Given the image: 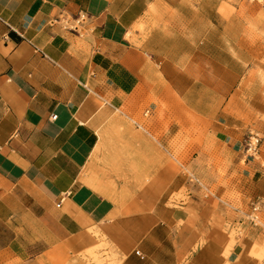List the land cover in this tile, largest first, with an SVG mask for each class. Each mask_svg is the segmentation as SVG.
I'll use <instances>...</instances> for the list:
<instances>
[{
    "label": "crops",
    "instance_id": "1",
    "mask_svg": "<svg viewBox=\"0 0 264 264\" xmlns=\"http://www.w3.org/2000/svg\"><path fill=\"white\" fill-rule=\"evenodd\" d=\"M194 3L0 0V264H260L251 239L230 249L210 229L205 197L166 207L179 190L166 186L177 182L163 153L173 143H134L115 117L142 103L156 118L164 104L169 119L200 121L236 154L255 127L258 159L237 167L264 185V82L248 78L257 69L228 22ZM119 156L136 160L135 179ZM252 199L264 203V192Z\"/></svg>",
    "mask_w": 264,
    "mask_h": 264
},
{
    "label": "rangeland",
    "instance_id": "2",
    "mask_svg": "<svg viewBox=\"0 0 264 264\" xmlns=\"http://www.w3.org/2000/svg\"><path fill=\"white\" fill-rule=\"evenodd\" d=\"M193 1L198 5L199 11L213 12L214 16L222 17L225 23L228 22L230 38L239 42V46L245 50L246 58L254 62L257 69L256 75L251 71L248 78H258L264 82V0ZM72 25L74 23L70 24ZM148 107L149 104H128L116 112L115 117L129 126L133 133L130 140L134 143H140V138H145L151 144L163 139L166 147L172 146L170 144L173 143L174 149L163 153L168 160L167 164H172L165 167L166 175L171 179L177 178V182L176 184L167 182L166 186L171 185L172 189L179 190L165 200L166 207L179 209L181 204L188 203L190 195L205 197L204 201L214 208L213 215L208 217L210 229L221 230L228 236L230 249L238 239H251L253 241L251 255L256 257L260 264H264V203L259 214H256L257 221L252 222V208L255 202L252 197L255 192H264V185L255 188L245 180L237 167L243 157L244 160L258 159L263 144V136L259 130L251 127L245 135L246 138L251 132L261 138L258 153L254 157H247L243 148L240 154L230 151L216 134L200 121L189 118L187 123H182L176 119V121L169 119L164 104L160 105L156 118H153L151 112L145 117ZM173 128L176 129L174 133ZM114 142L124 143L117 138ZM130 153L133 154V158L137 157L136 151L129 150L126 155ZM155 154L154 151L148 153L150 158ZM134 160L126 161L119 156L113 161L120 165L119 170L128 174L126 178L133 180L139 169L135 166ZM89 173L94 174L92 168ZM91 183L95 185L98 180L91 178ZM127 183H130L132 188L142 185L137 181ZM97 185L100 187L99 183ZM174 185L177 187L173 188ZM204 242L205 239H202L198 244L202 246Z\"/></svg>",
    "mask_w": 264,
    "mask_h": 264
},
{
    "label": "built area",
    "instance_id": "3",
    "mask_svg": "<svg viewBox=\"0 0 264 264\" xmlns=\"http://www.w3.org/2000/svg\"><path fill=\"white\" fill-rule=\"evenodd\" d=\"M83 20V17L79 19V21H76V23L70 27V30L78 33V26L80 24V21ZM53 120L57 119V116L52 117ZM261 142V138L258 134L255 133H249L248 136L244 139L242 147L243 152L247 157H254L258 151H259V145ZM263 204V201L258 200L253 204L252 208V222L255 223L257 220L256 214H259L261 205ZM139 255V253H137Z\"/></svg>",
    "mask_w": 264,
    "mask_h": 264
}]
</instances>
